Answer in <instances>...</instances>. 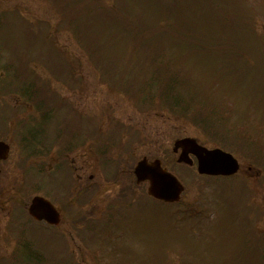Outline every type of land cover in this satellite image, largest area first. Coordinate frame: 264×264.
I'll list each match as a JSON object with an SVG mask.
<instances>
[{
  "label": "rangeland",
  "instance_id": "rangeland-1",
  "mask_svg": "<svg viewBox=\"0 0 264 264\" xmlns=\"http://www.w3.org/2000/svg\"><path fill=\"white\" fill-rule=\"evenodd\" d=\"M50 1L54 2L0 0V45L8 47L7 52L0 47V69L4 70V66L9 63L23 66L19 61L21 58L27 63L31 62V67L35 70H42V77L46 78L44 71L49 73V67L46 60L45 62L40 59V53L42 54L45 48L39 41L33 44V49L30 48L25 56L26 47H29L27 35L37 34L40 29L35 28L36 22L41 21V29L44 26V30L56 29L60 32V46L57 49L68 52L70 47L74 46L77 51V54L72 53L74 59H78L86 67V63H93L89 62L85 53L83 56L81 51L87 50L86 44L80 41L78 30L68 28V17L64 9L57 10ZM102 1L110 2V8L113 9L120 4L118 13L105 11V15L114 19H106L105 22L99 19L80 20L79 26L90 46H101V50L106 52V68L118 66L122 58L119 73L126 68L124 74L127 76L132 67H125L126 63L131 66L135 63L134 59L139 61V57L142 60H151L157 56L162 64L151 62V67L155 65V68L148 72L149 75L156 74L159 70L164 75L158 74V77L164 79L165 69L168 70L167 76L175 77L179 74V82L187 88H192L196 94L194 99L197 101H192L188 106L187 119L176 112L177 107L170 105L168 101L163 103L159 96L164 90V84L158 86V81L152 91L154 94L156 91L153 101L157 115L144 113L149 109L148 102H142L141 113L132 110L126 95H121L125 102L121 101L122 109L117 107L118 115L124 120L130 117L133 122L142 124L135 158L140 159L145 155L151 159L163 156L173 163L172 149L175 140L189 135L200 137L210 147L220 146L231 151L239 159L242 168L230 179L200 176L196 169L181 171L187 189L181 201L172 204H163L147 198V184H141V191L135 201L131 197L132 202L128 203L125 195L120 197L119 204L127 202L123 204L126 207L115 208L110 215L113 223L101 222L96 226V232L93 230L94 233H90L92 238L90 235L86 236L85 231L81 234L77 232L76 221L83 213H87L90 220H96L99 218V210H105L104 205L107 207V202L118 193H94L92 197L88 193L89 202L76 208L73 216L75 224H71L70 237L77 257L74 264H264V0ZM64 2L69 4L72 0ZM76 7V4H73L68 13H77ZM17 9L32 20L24 19L20 12L14 16L12 13ZM121 24L127 25V29L129 26V29L124 30ZM131 30L134 31L129 32ZM138 31L146 32L148 37L145 43L143 42L144 49H134L135 53H140L139 57L129 54L124 58L125 54H121L124 49L130 48L131 45L138 48L135 47L139 46V40L135 41ZM49 36L53 37L51 34ZM53 39L47 38L50 41ZM151 45L157 52L154 48L147 50ZM45 56L46 54L43 55ZM58 59L64 67L62 56L59 55ZM164 59L172 62L163 63ZM51 62L48 61L50 65ZM180 63L183 71L176 69ZM93 71V75L90 74L88 79L94 96L92 100L89 96L90 101L87 103V106L91 103L92 113L86 114V100L81 99L83 103H80L77 112L79 121H75L76 125H86L89 131L96 128L102 120L107 106L105 98L112 95L107 92L110 90L108 85L100 82L103 78H99L97 70ZM99 73L105 77L104 70ZM79 76L86 77L83 74ZM54 83L60 92H66L62 86H58L62 84L61 81L56 80ZM166 85L170 86L171 82L167 80ZM15 90L14 85L3 86L0 83V111H3L7 101L13 103L16 98ZM112 98L113 102H116L113 96ZM149 101L153 102L152 99ZM199 105L207 115L204 119L201 115L196 117ZM207 120H214V126ZM144 123L147 125L146 129L143 127ZM218 128L223 130L218 131ZM66 129L71 132L73 127L68 124ZM0 135L2 136L1 133ZM135 137L134 134L130 141H137ZM133 147L135 145H132L130 150ZM55 150L56 146L52 151ZM52 151V154L57 153ZM10 155L9 165L12 164V167L7 166L0 176L1 190H24L29 201L34 194L47 193L53 200L54 196H58L56 180L66 178L61 184L67 187L68 171L63 175L57 171L42 173L38 169L39 166L27 165L31 160L24 152L16 153L14 145ZM39 162L41 164V161ZM174 164L176 166V163ZM249 165L262 169L263 175H252L256 170H249ZM10 172L13 173V178L6 182V173L8 176ZM104 176L102 171L99 178H105ZM0 195L4 198L8 193ZM4 205L6 204L0 207ZM4 210L5 208L0 210V218L8 215ZM101 213L100 217L105 220L106 214L103 211ZM19 215L21 218L25 217V221L14 225V220L21 219ZM9 219L14 229L12 224L7 226L5 221H2L0 232L4 231L10 243L16 245L18 239L13 238V235L21 236L33 221L23 216L22 211L10 214L7 220ZM69 222L68 213H65L64 227ZM86 225L90 226L92 223ZM59 230L61 229L56 231ZM30 231L26 233L27 240L30 238ZM39 231L45 232L43 240L46 247L52 249V255L60 261L57 264H66L64 257L73 258V254L70 256V252H67L68 243L65 248L58 244L55 235L51 234L53 238L48 247L51 235H48L47 231ZM40 235L42 236L41 233ZM43 240L40 243L42 246ZM3 242L0 236V264H13L16 256L13 253L11 258L6 256L7 248ZM13 246L10 245L9 249L13 250ZM53 260L28 264H56Z\"/></svg>",
  "mask_w": 264,
  "mask_h": 264
},
{
  "label": "flooded vegetation",
  "instance_id": "flooded-vegetation-1",
  "mask_svg": "<svg viewBox=\"0 0 264 264\" xmlns=\"http://www.w3.org/2000/svg\"><path fill=\"white\" fill-rule=\"evenodd\" d=\"M86 93L87 94H85V96L74 95V97L75 99L84 97V101L86 100L85 111L86 114L90 115L91 103L89 102V106H87L88 101H90L89 96L92 97V95L90 94V89H86ZM29 97L33 98L34 96L30 95ZM80 101L81 100L79 99V102ZM7 105L10 106L9 103ZM18 105L19 101L14 106L17 107ZM11 106L13 107V104H11ZM37 106L40 107L39 110L35 109L34 104H30L29 102H27L25 104V107H27L28 110L13 111L10 109L8 111H0L2 112L0 113V133L2 134V136L0 135V141L5 142L8 147V151L0 149V176L4 173L7 166L9 168L12 167V164L9 165V162L11 160L10 154L13 149V145L16 153H18V150L21 151V141L26 143L28 141V135H32L33 137L35 135H38L37 145L42 147L41 158L43 161H45L48 158L45 154V132L53 133L57 131L58 136L55 137L54 143V147L56 146V150L54 152L57 153L54 154L52 158L53 161L63 166L60 167L61 169L58 168V173L62 172L63 175L65 172H69V183L67 187H65L61 184L64 180L63 178H60L57 181L56 192L58 193V196H54L55 198H52L54 201L49 198L47 193L34 194L29 201L27 193L24 190H17L15 188L13 190L0 189V194L8 193V195L4 198L0 195V205L6 204L4 206H1L0 210L5 208L4 211L8 212V215L0 218V223L2 221H5L4 224H6L7 226H11V220L7 219L9 218L10 214L16 211H22L23 216H27L30 218L31 216L29 215V207L33 198L35 196H43L49 199L61 214V222L56 227L60 229L64 228L63 217L65 213H68L70 222L68 223V225H66L68 226V230L67 232H65V234H68V232L71 233V224H74L73 216H75V208L78 199L79 201H85L86 203L88 199V193H133V195H135L140 193L141 184H148L147 181L140 182L135 174V166L137 162H139V159L135 157L137 143H139V131L142 126L141 122L134 123V126L132 128V131L136 135L135 138H137V141L133 139V142H131V145L129 147L126 146L127 142H125V144L123 143V145H119L117 152L114 153L111 159L109 158L101 160L100 158L95 157V153L97 154V152L94 149V143L92 144V131L84 129L86 128L85 126H80L79 128H74L69 133V135L68 133H62L60 127L53 122L54 110H50L47 108L48 106L43 98H39ZM119 108H121V105L119 106ZM114 113H116L114 107L111 108V104H107L106 114L114 115ZM129 118L130 117H128V120H131ZM143 127L145 129L147 128L146 123H144ZM127 136L124 137L125 140L128 138ZM199 142L201 144H204L201 141ZM132 145H135V147L130 150ZM174 150L175 153H173V163L169 159H165L163 156L159 157L163 158L162 165L164 168L169 170L174 165V163H176V166L181 168L179 170L180 174L177 176L183 175L182 172H180L181 170H185L187 168L193 170L197 168V158L191 152V148H189L188 146H180L175 147ZM182 152L185 153L186 158L188 155L191 157L190 159L187 158V162L178 161V157L180 158ZM145 156V158L151 160L148 155ZM188 161L191 164H189ZM104 162L107 167V172L104 176L105 178L100 179L99 177L101 175V172L103 171L104 173V170L102 168L99 169L97 166L98 164L104 165ZM170 163H172V166L170 165ZM108 167H110V170H108ZM7 174L8 173H6L5 176L6 182L9 179L12 180L13 178L12 172H10L8 176ZM252 175H259V173H255ZM19 181L20 180H18V182ZM0 186H2L1 179ZM10 193H12L13 195H10ZM111 202L112 201H110V203ZM101 205H103V201ZM104 206L106 207V204ZM19 218H21V215H19ZM19 222L20 219L14 220L13 224L15 225ZM44 223L48 228H51V225L47 224L46 222ZM0 233L1 238L4 241L3 244L7 248L6 256L10 257L11 253H13V255L19 254V252L21 251L20 247H22L24 244H12L9 241L8 235L4 231ZM13 238L18 239V235H13ZM10 245H14L13 247L15 249L10 250Z\"/></svg>",
  "mask_w": 264,
  "mask_h": 264
},
{
  "label": "water",
  "instance_id": "water-1",
  "mask_svg": "<svg viewBox=\"0 0 264 264\" xmlns=\"http://www.w3.org/2000/svg\"><path fill=\"white\" fill-rule=\"evenodd\" d=\"M185 145H195V151L199 155V170L201 173L209 174H233L239 168L238 160L220 148L209 150L199 146L192 138L178 141ZM204 153H203V152ZM153 166V167H152ZM136 172L140 179L149 178L151 180L150 193L157 198L174 201L178 200L183 189L177 178L164 172L159 164L150 165L145 160L139 162ZM31 212L38 218H47L51 222L57 221L58 217L53 206L42 198H35ZM43 212L44 215H41Z\"/></svg>",
  "mask_w": 264,
  "mask_h": 264
},
{
  "label": "trees",
  "instance_id": "trees-1",
  "mask_svg": "<svg viewBox=\"0 0 264 264\" xmlns=\"http://www.w3.org/2000/svg\"><path fill=\"white\" fill-rule=\"evenodd\" d=\"M72 3V2H71ZM100 3H102V0H76L74 4H76V9H77V13L73 14V15H69L65 10V14L67 15L68 17V27L71 28L73 30H77L80 28L79 26V22L82 18H88L89 20H93L95 19L96 20V15L98 14L97 11L100 10L101 8V5ZM106 11L107 13L108 12H112V13H118L119 9H112V8H109L107 7L106 8ZM123 28L127 29L125 26L122 25ZM136 41V40H135ZM95 62H97V60L95 59L94 60ZM130 67V66H129ZM126 68L123 69V71L120 73L119 75V80H124V79H130L131 76H129V73L128 75L126 76L124 74ZM137 71L139 72L141 75H142V69L138 68V67H134V68H131L130 71ZM129 71V72H130ZM173 80H175V77H171ZM183 82V81H182ZM184 87L183 83H180L179 81H176L174 82V86L173 88L176 89L177 91V94L175 96V104H178L179 105V109L180 110H184L187 108V106L191 105L192 103V99L194 98V94L190 93L187 95V99H184V95L182 93V89L181 87ZM142 90V88H141ZM168 94V93H167ZM193 97V98H191Z\"/></svg>",
  "mask_w": 264,
  "mask_h": 264
}]
</instances>
